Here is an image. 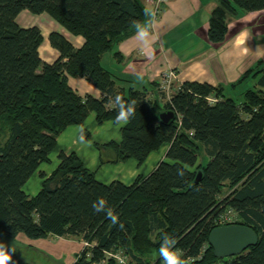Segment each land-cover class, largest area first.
Returning a JSON list of instances; mask_svg holds the SVG:
<instances>
[{"label":"trees","instance_id":"obj_1","mask_svg":"<svg viewBox=\"0 0 264 264\" xmlns=\"http://www.w3.org/2000/svg\"><path fill=\"white\" fill-rule=\"evenodd\" d=\"M263 9L264 0H218L208 39L222 42L231 16ZM23 10L48 15L82 36L83 44L75 47L61 32L51 31L48 40L59 56L42 61L40 28L17 22ZM150 19L142 0H0V129L7 132L0 143V237L13 240L22 233L29 239L57 236L92 243L72 264H97L106 259L105 252L116 251L130 264H160L172 250L182 253V262L192 257L189 264H264V67L244 73L240 81H257L240 103L221 85L198 81L182 82L163 103L151 99L147 90L117 84L101 63L115 43ZM68 76L86 78L101 96L80 95ZM210 96L216 101L210 103ZM167 109L175 118L164 123L158 113ZM91 111L99 124L126 120L120 143H108L116 161L134 158L140 165L168 144L166 159L129 185L105 184L74 152H60L51 175H41L40 191L26 194L23 185L49 161L57 135L69 125L82 126ZM80 135L90 138L84 129ZM198 171L202 177L194 183ZM226 186L230 189L222 194ZM101 201L100 210H94L93 203ZM227 208L258 241L237 255L217 258L208 234ZM0 245L10 250L8 264H28L15 248ZM105 264L118 263L111 257Z\"/></svg>","mask_w":264,"mask_h":264},{"label":"crops","instance_id":"obj_2","mask_svg":"<svg viewBox=\"0 0 264 264\" xmlns=\"http://www.w3.org/2000/svg\"><path fill=\"white\" fill-rule=\"evenodd\" d=\"M142 1L151 18L149 24L144 25L149 31L147 43L139 39L137 29H134L101 59L102 65L117 79V84L147 90L151 99L161 101L162 76L172 69L175 75L172 82L176 88L184 81H198L221 85L227 96L241 94L242 98L246 86L256 87V79H240L247 70L257 65L264 67V45L260 46V42H264V9L231 16L225 39L214 43L208 39L207 30L211 11L218 0H166L155 18L152 17L155 0ZM17 22L23 27L36 25L40 28L43 40L39 55L47 63L59 56L48 40L51 31L61 32L75 47H80L84 41L82 36L71 34L46 14L34 15L23 10L17 16ZM67 82L80 95L101 96L100 90L84 77L68 76ZM125 123L126 120L118 123L106 120L99 124L95 112L91 111L82 126H67L57 135L49 161L39 165L23 185V191L29 196L40 191L41 175L44 178L51 175L59 164L60 152H74L84 166L94 172L95 178L105 184L118 180L129 185L138 176H146L160 160L166 159L168 144L150 152L140 165L134 158L116 161L115 152L108 143H120V129ZM83 129L90 134L87 140L81 138ZM13 240H20L29 250L46 255L42 257L49 262L40 260L41 264H57L60 260L61 264H72L84 245V240L72 237L29 239L22 233ZM28 262L33 263L29 259Z\"/></svg>","mask_w":264,"mask_h":264},{"label":"water","instance_id":"obj_3","mask_svg":"<svg viewBox=\"0 0 264 264\" xmlns=\"http://www.w3.org/2000/svg\"><path fill=\"white\" fill-rule=\"evenodd\" d=\"M159 119L168 123L175 118V113L171 109L160 111ZM202 172L198 171L193 180L194 183L200 181ZM257 234L247 225L232 223L215 226L208 234V244L213 250V255L217 258L234 256L257 243Z\"/></svg>","mask_w":264,"mask_h":264},{"label":"built area","instance_id":"obj_4","mask_svg":"<svg viewBox=\"0 0 264 264\" xmlns=\"http://www.w3.org/2000/svg\"><path fill=\"white\" fill-rule=\"evenodd\" d=\"M164 2H166V0H155L153 2V11H152V17L153 18H155L157 16V14L161 10L162 4ZM174 76H175L174 75V71L172 69H169L168 71H166L163 74V76H162L160 88L163 89L164 91L168 92L169 89H170V87H171L172 79L174 78ZM177 88L174 91H176ZM207 99H208V101L210 103H213L214 101H216V98L213 97V96H210ZM237 220H238V217H237L236 211L234 209H232V208H227L224 211H222L221 213H219L214 218V224L216 226L226 225V224H232V223H237ZM91 246H92V243H89L87 241H84L83 248L84 247L89 248ZM172 253H175L176 256L178 257V259L180 258V255H182V253L179 250H172L166 256H170V254H172ZM86 256L89 257L90 256V253L87 252L86 253ZM105 256H106V259L107 258H111V257L114 258L117 261L118 264H130L127 256L124 255V254H122L120 251H116V252H105ZM105 260H102V261H100L97 264H105ZM192 260H193L192 257H186L184 259V261L182 262V264H189ZM160 264H166L165 258H162Z\"/></svg>","mask_w":264,"mask_h":264},{"label":"rangeland","instance_id":"obj_5","mask_svg":"<svg viewBox=\"0 0 264 264\" xmlns=\"http://www.w3.org/2000/svg\"><path fill=\"white\" fill-rule=\"evenodd\" d=\"M34 15H36V14H34ZM34 17H36V16H34ZM38 18H39V16L36 17V19H38ZM262 45H264V42L263 41L260 42V46H262ZM253 77H255V76L253 75ZM255 78H257V77H255ZM255 78H250V79H255ZM173 83L174 82H172L171 87H170V89H169L168 92L164 91L163 89L159 88V86H158V88L160 89V94L163 96L162 99H161L162 103L165 102L171 96V94L174 92V88H176V85H173ZM251 87L252 88L253 87L255 88L254 85H251V86L249 85V86H246V89L251 88ZM235 98H236V100H237L238 103H240V101H242L241 99H243V98H241V94L240 95H235ZM6 133L7 132H5V130H1L0 129V143H2L4 141V139L6 138ZM200 161H201V158H200ZM227 187L228 186H226L222 190V192H221L222 194H225L230 189V188H227ZM50 239L52 240V238H50ZM0 243H3V244H6L7 243V245L12 246L13 248H15L16 249V252H17V254L19 256V258L21 260L25 261L26 263H29L28 262V259L33 262L32 264H41L40 263L41 262L40 260H44V262H46V261L49 262L46 259V257H42V256H46V255L39 254L38 252H36V251L34 252L33 250H29L27 248L28 246H23L24 244H21L22 242L20 240L14 241V240H9L7 238L0 237ZM35 247L33 246L32 248H35ZM82 249L83 248H81V250ZM81 250H80V252H81ZM80 252H78V254L76 255L75 260L77 259V257H78V255H79ZM51 261H52V259H51ZM61 261L62 260H60L59 262H57V264H61Z\"/></svg>","mask_w":264,"mask_h":264},{"label":"clouds","instance_id":"obj_6","mask_svg":"<svg viewBox=\"0 0 264 264\" xmlns=\"http://www.w3.org/2000/svg\"><path fill=\"white\" fill-rule=\"evenodd\" d=\"M137 36L141 41L147 43V38L149 36L148 28L138 25ZM117 99L119 100V97H117ZM102 206H103V201H101L100 204H97L96 202L93 203V208L96 211H99ZM111 220L114 224L117 223L116 216H112ZM173 243L175 244V240H173ZM171 248L172 247H170L169 249ZM164 258L166 264H182V261L178 259L175 253H172L170 254V256H166ZM10 260H11L10 250L6 249L3 245H0V264H8Z\"/></svg>","mask_w":264,"mask_h":264}]
</instances>
